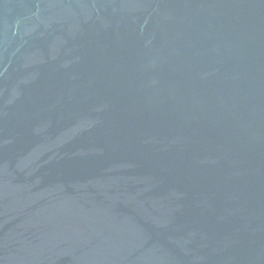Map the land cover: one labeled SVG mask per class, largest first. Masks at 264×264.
<instances>
[{"label":"water","instance_id":"1","mask_svg":"<svg viewBox=\"0 0 264 264\" xmlns=\"http://www.w3.org/2000/svg\"><path fill=\"white\" fill-rule=\"evenodd\" d=\"M0 264H264V0H0Z\"/></svg>","mask_w":264,"mask_h":264}]
</instances>
